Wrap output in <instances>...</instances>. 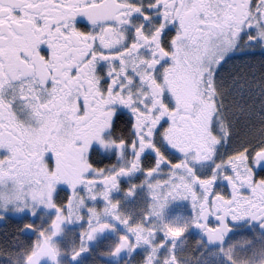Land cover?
Segmentation results:
<instances>
[{
  "label": "snow or ice",
  "instance_id": "6c2138e0",
  "mask_svg": "<svg viewBox=\"0 0 264 264\" xmlns=\"http://www.w3.org/2000/svg\"><path fill=\"white\" fill-rule=\"evenodd\" d=\"M8 224L0 264H264V0H0Z\"/></svg>",
  "mask_w": 264,
  "mask_h": 264
},
{
  "label": "flooded vegetation",
  "instance_id": "af4514ba",
  "mask_svg": "<svg viewBox=\"0 0 264 264\" xmlns=\"http://www.w3.org/2000/svg\"><path fill=\"white\" fill-rule=\"evenodd\" d=\"M106 162H107V161H106ZM125 186H126V185H125ZM6 226H7V225H0V231H2ZM195 239H196L195 236H192V237L190 238V245L194 244ZM89 259L91 260L92 258L89 257ZM96 259H97V260H101V261L103 260V258H100V257H97Z\"/></svg>",
  "mask_w": 264,
  "mask_h": 264
},
{
  "label": "trees",
  "instance_id": "16d2710c",
  "mask_svg": "<svg viewBox=\"0 0 264 264\" xmlns=\"http://www.w3.org/2000/svg\"><path fill=\"white\" fill-rule=\"evenodd\" d=\"M6 227L11 228V224H8ZM0 261H2V257H0Z\"/></svg>",
  "mask_w": 264,
  "mask_h": 264
}]
</instances>
